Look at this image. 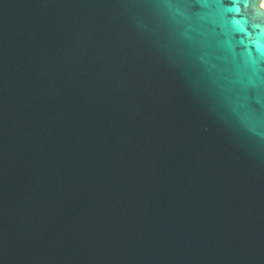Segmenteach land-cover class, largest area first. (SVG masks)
I'll list each match as a JSON object with an SVG mask.
<instances>
[{
	"label": "water",
	"instance_id": "water-1",
	"mask_svg": "<svg viewBox=\"0 0 264 264\" xmlns=\"http://www.w3.org/2000/svg\"><path fill=\"white\" fill-rule=\"evenodd\" d=\"M0 264H264L262 0H0Z\"/></svg>",
	"mask_w": 264,
	"mask_h": 264
},
{
	"label": "bare ground",
	"instance_id": "bare-ground-1",
	"mask_svg": "<svg viewBox=\"0 0 264 264\" xmlns=\"http://www.w3.org/2000/svg\"><path fill=\"white\" fill-rule=\"evenodd\" d=\"M262 7L264 8V0H262Z\"/></svg>",
	"mask_w": 264,
	"mask_h": 264
}]
</instances>
